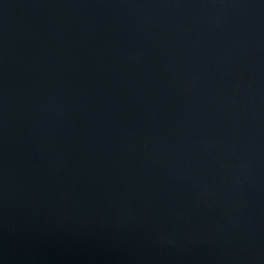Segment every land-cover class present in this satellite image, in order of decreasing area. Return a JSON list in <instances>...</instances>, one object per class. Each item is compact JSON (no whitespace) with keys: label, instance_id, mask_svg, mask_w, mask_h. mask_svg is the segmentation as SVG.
Here are the masks:
<instances>
[{"label":"water","instance_id":"water-1","mask_svg":"<svg viewBox=\"0 0 264 264\" xmlns=\"http://www.w3.org/2000/svg\"><path fill=\"white\" fill-rule=\"evenodd\" d=\"M0 264H264V0H0Z\"/></svg>","mask_w":264,"mask_h":264}]
</instances>
